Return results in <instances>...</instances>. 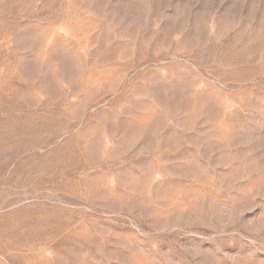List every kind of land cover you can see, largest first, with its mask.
<instances>
[{
  "label": "rangeland",
  "instance_id": "obj_1",
  "mask_svg": "<svg viewBox=\"0 0 264 264\" xmlns=\"http://www.w3.org/2000/svg\"><path fill=\"white\" fill-rule=\"evenodd\" d=\"M0 264H264V0H0Z\"/></svg>",
  "mask_w": 264,
  "mask_h": 264
}]
</instances>
